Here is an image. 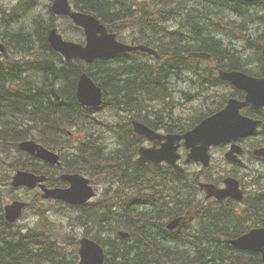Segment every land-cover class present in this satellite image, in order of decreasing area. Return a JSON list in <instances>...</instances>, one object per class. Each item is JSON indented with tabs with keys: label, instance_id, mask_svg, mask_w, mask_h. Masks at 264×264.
<instances>
[{
	"label": "trees",
	"instance_id": "16d2710c",
	"mask_svg": "<svg viewBox=\"0 0 264 264\" xmlns=\"http://www.w3.org/2000/svg\"><path fill=\"white\" fill-rule=\"evenodd\" d=\"M208 1L207 5L192 4L190 5V10L195 12L202 10V6L214 8L217 5L215 0ZM152 2L154 4L157 2L158 4L162 3L161 0H153ZM222 2L227 4L231 9L236 10L240 15L253 14L252 12L250 13L249 9H254L255 14V12L261 9L260 5L264 7V0L256 3L255 8L235 0H222ZM36 3L39 2L36 0H20L9 13L1 10L0 14H3L2 19L10 22L11 19L5 17L6 15L11 16L12 14L10 13H16L12 19L13 21L19 13L29 10L28 13L22 14L24 18L30 20V17L34 13L33 4ZM118 3L119 0L74 1L77 9L94 13L112 31L118 33L125 29L124 26L127 23H131L129 20H131L130 17H133L132 9L139 11V16L143 14L142 17H146L145 15H149L151 10H155L151 9L150 3H138L137 0L129 2L120 9L114 7ZM162 6L164 9L166 8L164 4ZM111 7L113 8L110 9ZM17 9L19 13H17ZM111 11L115 12L112 13ZM155 11L153 13L154 21L159 15L165 14L160 9ZM110 13L113 15H110ZM44 16H48L50 20L46 22L42 19ZM57 19L51 13L49 7L44 12L41 9L38 17L34 19L35 28L32 31H21V36L23 37L24 35L25 37L21 39V44L17 49L21 51L20 54L14 58L8 43L0 36L7 49V52L0 56V161H3V164L13 165L14 167H19V164H22L21 166L37 170L38 172L50 170L55 173L61 171L87 172L90 168H95L109 177H117V168L123 165L130 166L131 172L134 171L135 175H132L131 180L127 184L128 187L134 184L146 186L151 183L150 178L154 174L158 180V184L161 183V180H164L166 185V182L170 180L181 181L184 174L177 172L174 174L170 170L156 169L155 172L146 170L141 172L135 169L133 158L138 147L137 140L134 143L131 142L126 144L125 147L117 149L112 155L105 154V146L101 142L99 143V141L96 142L98 139L94 134H91L93 124L89 123L91 109L79 104L76 97L78 78L83 71L87 70L93 79L103 88L105 98L114 101L116 104L124 105V109L129 110L130 115H133L132 117L155 127L153 121H155L156 117H161L163 114L157 109V104H153L152 101L169 99V96H171L168 89L170 88L168 85L170 81L169 77L177 74L186 65L197 68L187 58V53L195 50L197 47L198 50L215 54L218 56L220 62L223 58H230L235 61L237 59L236 56L227 54V50L222 48V43H220L222 41L219 38L217 41L212 38H198V40L186 42L185 44L177 41L159 40V44L154 45V47L155 49L159 48L160 58L154 62L151 61V58L145 56L146 54L143 56L141 52L136 51L118 54L112 58L96 60L92 65H86L83 61L79 60L66 62L48 43L49 31L56 26ZM73 27L75 28L74 25ZM62 33L69 39H81V35H77L75 31L67 33L62 28ZM36 42H41L40 45L42 47L38 51L31 53L27 45H33ZM131 42L135 43V41ZM259 42L264 44V36ZM262 44L258 48H262ZM145 45L151 46V43L148 44L147 41ZM137 55L148 59L144 62L150 65L138 64L136 67L131 66L130 64L137 60L135 57ZM260 58L263 59L261 56ZM227 67L243 69L237 63L227 64ZM22 71L34 72L35 75L43 74L41 81L43 80L44 84L41 86L35 80L24 79V72L21 73ZM246 71L260 74V72L264 73V68L260 69V72H254L256 70ZM56 79L61 82L59 89L57 88V93L61 97L60 101H55V97L51 91V88H56L54 85ZM237 98L243 99L244 96L240 93ZM97 111H100V109L94 111V113ZM77 124H82L86 128L89 133L88 139L76 147L73 158L66 159L63 156L62 167L60 169H54L41 163L38 165L29 164L27 163V158L23 160V154L25 153L20 148V142L32 137L45 145L61 148L63 145L67 146L66 144L69 143L65 132L66 128H72V126ZM126 125L130 127L128 122ZM130 128L127 131H130L131 135ZM101 148L102 152L99 151ZM258 177H255L256 181L260 180ZM51 182L56 185H63V181L59 178H52ZM258 184L253 192L246 197L248 207L242 217L239 215L238 218L233 219V215L227 213L225 206H221V204L210 203L215 208L201 209L194 201L186 200L180 202V208L176 207L172 209V212L169 209L164 208V210L161 208L160 211L155 212L151 216L158 224H163L161 219L162 213L169 220L178 216H184L181 225L176 230H167V228L161 226L151 229L148 228L151 221L147 218L151 214H147L148 212L134 214V210L138 211L137 205L151 204V200L141 197L143 199L139 198L138 201H129V199L122 201L126 215L128 217H135L136 219L133 225L129 222L128 226L136 230L128 229L131 231L132 236L127 240H119V244L116 245L117 248L115 246L114 248L111 247L108 243L110 236L102 237L100 234H92L94 227H85V234L91 235L93 239L99 241L107 248L105 264H263L260 255L234 249L225 243V239L236 237L253 226H264V182L260 183L259 181ZM153 195L154 199L158 201L159 199L156 197L160 196V193L159 195L150 194L148 196L153 197ZM3 199V193L0 190V229H2L3 233H6L5 235L0 233V243L2 244L0 246V264H44V262L48 264V261L53 262L56 256L63 254L54 245L55 243H53L51 238H42L43 235L41 234H23L20 230L12 229L4 220ZM154 199L153 201H155ZM92 207L81 209L79 215L88 217L91 214ZM188 218L199 221V225L201 226V231H199L201 235L199 237L200 239H204L201 244L203 247L193 244L194 249L199 250L194 255L191 252L193 249H187L183 251V255H180L177 251H172L178 249H172L161 244L156 237H153L152 231L162 241L181 244L180 239L183 237L181 233ZM239 221H241L240 226L238 225ZM110 222L120 223L119 217L114 213L112 217L106 218L103 222L96 221V227ZM136 232L138 236L136 244L128 246V244H131L130 241L134 238V233ZM207 242L210 243V246L205 247L204 245ZM218 245H220V249L216 250ZM64 258H67V256L64 255ZM73 259H77L76 252L73 253ZM54 264H59V262H54ZM71 264H75V260Z\"/></svg>",
	"mask_w": 264,
	"mask_h": 264
},
{
	"label": "rangeland",
	"instance_id": "374dc122",
	"mask_svg": "<svg viewBox=\"0 0 264 264\" xmlns=\"http://www.w3.org/2000/svg\"><path fill=\"white\" fill-rule=\"evenodd\" d=\"M18 1L19 0H0V12L1 10H5L6 12L9 13L11 9L13 8V6H15ZM36 1L37 2L39 1V3L33 4L34 13L30 17V20H27L26 18H24L22 14V13H28L29 10L28 11L24 10L21 13H19V10L17 9V13H19L20 15L18 14L17 18L14 21H10L9 22L10 24L6 20L2 19L3 14L2 13L0 14V25H1L0 26V36L4 38L6 42L8 43L10 51L12 50L11 52L13 54V58L17 56L18 54H20L21 52L17 50L21 44V39L25 37L24 35L23 37L20 36L21 31L22 30L32 31L35 28L34 19L38 17V14L40 13L41 9L43 10V12L47 11L48 5L52 2V0H36ZM131 1L133 0H119V3L116 4L114 7H118L117 9H120ZM161 1L162 3L158 4L157 2L156 4L151 5L152 6L151 9L163 10L165 14L159 15L158 18L154 21L153 13L156 12L155 10H151V13L149 15H145L146 17H142L143 14L139 16V11L132 9L131 11H132L133 17H130L131 20H129L131 23H127L124 26L125 29H123L120 32V35L124 36V34L128 33V34H131L130 38H138L140 40V44H146L148 40V43H151V45L159 44L158 42L159 40L177 41V42H180L181 44L182 43L185 44L186 42H191V41L193 42L194 40H198V38H212L214 40H218L219 38L222 41L221 46L222 48L227 50V54L235 55L237 58L235 59V61L232 59L230 60L229 58L228 59L223 58L220 62L221 64L237 63L239 65L241 64L240 67L246 70L248 69L249 70H260L264 68V57L262 54V48H258L256 46V44L264 36V11H263L264 8L263 6L260 5L261 9H259L257 13L255 12V14L253 13L250 15L248 14L240 15L236 10H233L230 7L228 8V5L227 4L225 5V3L222 2V0H215L217 5L214 8H211L210 6H202L201 7L202 10L195 11V12L190 10V5L196 4V3L200 5H207L208 4L207 2L209 1L208 0H203V1L202 0H161ZM139 2L141 1L139 0ZM162 4H164V6L166 7L165 9L162 6ZM112 8L113 7H111L110 9ZM111 12L114 13L115 11H111ZM10 14L12 15L11 16L6 15L5 17L12 20L13 17H15L14 15L16 13H10ZM110 15H113V14L110 13ZM42 19H44L46 22L50 20L48 16H44L42 17ZM233 21H235L236 23L235 24L232 23ZM16 22L17 23L19 22L18 25ZM59 24H62L61 27H63L67 33L75 31L74 27L71 25L69 21L60 20ZM9 28L11 30H9ZM14 31H15V34H14ZM0 42L3 43L4 41L0 39ZM40 47L42 46L38 42H36L34 45L32 44L27 45V48L31 53L38 51ZM222 55L224 54L222 53ZM260 56L263 59H261ZM135 57L137 60L134 61L132 64H130L131 66L136 67V65L138 64L150 65L149 63L144 62L148 59L141 58L140 55H137ZM148 57L151 58L150 56ZM191 68L192 67H189L188 65H186L182 70H179V74L177 73L169 77L170 81L168 85L170 86V88L168 89L170 90L169 92L171 93V96H169V99L152 101L153 104H157V109L160 110V112L163 111L162 113L163 115L161 117L164 116L163 117L164 119H167L168 116H171V117L175 116L176 118V116H179V115L182 118H184V120L191 119L197 116L198 114H200L202 111H206L208 108H213L217 106L219 103L223 101L227 93L230 91L229 87L223 86V85L217 87L216 84L212 82H209L207 84L206 89H200V87L198 86V81L200 83L201 77L199 78L198 74H196L195 72L198 71L200 73H203V71L199 69L196 70L197 68L196 69L195 68L191 69ZM188 69L189 70L191 69L192 71L189 72ZM23 72L24 71H22L21 73ZM23 77L24 79H27L30 81L35 80L41 86L44 84V81L43 80L41 81V79H43V74L35 75L34 72H31V73L25 72L23 74ZM60 84L61 82L56 79L54 83L56 88L59 89ZM109 93L111 94V92ZM98 113L104 118L100 119L99 117L94 116L97 122L95 124L94 123L92 124L91 134H94L96 138L98 139L96 140V142L102 141L106 147H108L109 145L110 149L113 148L111 152L109 151V154L111 153L113 154L117 149H119L118 147H116L117 137L118 139H121L123 141L122 143H126V142L130 143L131 141H135L134 138L130 135V131L129 133L127 131L130 127L126 125V123L129 122L130 116L125 115V113H128V112H125V113L123 112L122 118L117 115V112L111 113L109 110L107 111V109H102L101 111H97L96 114ZM112 114L114 116L116 114L117 118L118 117L119 118L116 119ZM161 121H163L162 125H168V123H165L167 121H164V120H161ZM161 121L159 122L161 123ZM169 124H170V121H169ZM136 140H139V139L136 138ZM224 153H225L224 148H217L213 152L214 167L216 165L218 167L220 166L221 167L220 171L222 169L223 171L232 169L230 165H228L227 163H224L223 161ZM64 157L66 159H69V157L73 158L74 156L72 152L70 153V151H67L66 154L64 153ZM23 160H26V158L23 157ZM2 162L3 161H0V179H1L0 180V190L3 193V196L6 193H8L6 194V200L7 202H10L12 200L10 191L13 189V187L10 185H7L5 180L11 176L15 167L13 165L3 164ZM249 164L251 165V168L253 170H256V169H259L261 171L264 170V162H261V161L255 162L253 160L252 162H249ZM201 169L202 168L200 166L191 165L189 167V170H192L191 178L192 177L195 178L196 174L200 176L199 170ZM95 172H97V174ZM86 173L88 174L92 173V175L95 176L96 181H97L95 183L97 185L98 196L95 199H93V201L98 200L100 197L105 198V200H103L104 203L93 205L91 214L88 216V218L76 214L78 209L81 208L82 206H75L74 208L70 210L69 208L64 207L61 203H59L58 200L46 199L42 197V190L35 189V190L29 191L27 202L30 203V206L27 208L25 215L19 221V223H21L20 230L27 231L28 226H32V225L39 224V223H45L47 228L49 229L55 228L57 232L59 233L58 236L70 233L71 234L70 240H68L66 243L61 244L59 247L60 251L69 252L76 247L77 239L83 236L92 238L91 235L84 234L85 232L84 227L85 226L89 228L94 227L92 234L93 233L95 235L100 234L102 237L110 236L108 238L109 239L108 243L111 245V247L114 248L115 246L117 248L116 245L119 244V240H122V239L117 237L115 235V232L119 230H125L128 232H131L128 229L130 230L135 229L133 227L128 226L129 222H131L133 225L136 219L135 217H131V216L128 217L126 213L124 214L125 209L121 205L123 200L129 199V201H135V200H138L139 198L140 199L147 198L146 200H151L150 201L151 204L147 206L146 208H144L143 205L142 206L137 205L138 211L134 213L135 215L143 213V212H148L147 214H151L147 216V218L151 221V223L148 225V228H151V229H154L158 226L166 228L167 223L171 220V219L169 220L168 217H164L162 213L161 219H162L163 224H158L153 219V217H151L152 214L159 211L161 208L163 209L165 208L167 210L169 209L172 212L173 211L172 209L176 207L180 208V205H181L179 204L180 202L186 201V200L194 201L196 204H198V206H200L201 209H209L211 207L215 208V206L210 205V203H217V205L221 204V206L222 205L225 206L227 213L233 215V219L238 218L239 215L240 217H242L244 215V211H246V208L248 207L246 201L232 202V201H217L216 199H213V198L206 199V194L204 193L202 194L201 189L199 187L200 178L199 177L195 178L194 185L193 183H189L186 185V182L188 183L187 181L188 177L185 174L181 178V181L170 180L166 182L167 185L163 182L164 180H161V183L158 184V180L153 176L150 178L151 183L147 184L146 186L140 185V184H134L128 187L127 184L131 180L132 175L134 174V171L131 172L130 166L123 165L117 168L116 170L117 177H109L105 173L101 174L102 172L99 169H95V168H90ZM121 178H122V181H121ZM104 179L106 183L103 182ZM116 181H119V182H116ZM62 184H63L62 187L68 186L66 182H63ZM110 185L112 186L110 187ZM159 193H160V196L159 197L157 196V199L159 198L157 202L153 198L154 196L153 197L148 196L150 194L159 195ZM152 199H154L155 201H153ZM173 200H175L174 201L175 203L173 202ZM114 213L119 217L120 223H115V222L106 223L103 225H99L97 229L96 221L103 222L106 218L112 217ZM83 221L85 224H82ZM240 222L241 221H239V224H238L239 226H240ZM185 223L186 224L184 225V230L181 233L183 235V237H181L180 239L181 244H175L174 242H171V241H170L171 243L162 241L158 238V235H156L152 231V234L154 235L153 237H156L158 242L161 244L171 247L172 249H178V250H172V251H177V253H180V255H183V251H186L187 249H193L191 252L194 255L196 251L198 252L199 250L194 249L193 244H197L198 246L203 247V245L201 244L204 241V239H200L199 237V235H201V233L199 232L201 231V226L199 225V221L197 219L194 220V219L188 218L187 221H185ZM137 237L138 236L136 232L134 233V238L130 241L131 244H128V246L135 245ZM204 246L205 247L210 246V243L207 242ZM217 249H220V245L217 246L216 250ZM44 264H47V262H44Z\"/></svg>",
	"mask_w": 264,
	"mask_h": 264
},
{
	"label": "water",
	"instance_id": "95a60500",
	"mask_svg": "<svg viewBox=\"0 0 264 264\" xmlns=\"http://www.w3.org/2000/svg\"><path fill=\"white\" fill-rule=\"evenodd\" d=\"M53 11L57 14L71 16L78 25L85 28L87 34V44L84 46L82 44L65 41L56 29L50 32L49 42L53 48L62 53L67 60L81 58L88 62H92L98 57H104L115 52L142 48L118 43L115 35L109 34L105 26L94 16L73 12L68 0H55ZM0 49H3V45H0ZM198 56L204 57V54H199ZM222 77L233 81L239 87L245 89L247 91V101L240 103L237 100H230L226 109L207 119L195 130L189 132L185 136L187 139L186 146L192 147L193 149V153L190 157L193 160H202L206 164L209 160L208 151L211 144L224 142L240 135L250 134L256 129L258 122L242 117L239 113L240 107L247 104H251L254 107L264 105V79L245 78L242 73H227L223 74ZM78 97L84 104L99 105L101 103V89L96 87L86 74H83L78 86ZM134 127L141 137L156 141L161 139L159 135L140 123L135 122ZM168 139L169 144L164 151L141 148V159L139 162H154L156 165H160L162 160L167 159L175 163L178 156L176 155V147L173 146V143L179 138L169 136ZM23 147L28 152L32 154L36 153L39 157L49 162H58V157L56 155L47 151L44 147H40L34 141L24 143ZM234 151H238V148H234ZM256 154L264 155V149L257 150ZM228 157L231 158L230 155H228ZM66 178L69 179L72 184L69 189L47 190V195L64 199L74 204L86 202L94 196L95 193L88 185V180L77 175H69L66 176ZM42 179L43 178L36 177L31 173L20 172L15 177L13 184L15 186H34ZM226 182L228 184V191L225 195H231L241 200L243 198V193L238 189V182L234 179L226 180ZM211 192L214 193L213 190L209 189V193ZM215 195L219 197L223 196V194L217 192ZM24 206L25 204L21 202H14L8 205L6 207L7 218L11 221L15 220L21 214V210ZM177 223L178 220L174 221L170 224V227L173 228ZM231 242L236 246L261 252L264 255V229H254L249 234ZM79 252L82 259L80 264L104 263V250L94 241L87 238L82 239Z\"/></svg>",
	"mask_w": 264,
	"mask_h": 264
},
{
	"label": "bare ground",
	"instance_id": "6f19581e",
	"mask_svg": "<svg viewBox=\"0 0 264 264\" xmlns=\"http://www.w3.org/2000/svg\"><path fill=\"white\" fill-rule=\"evenodd\" d=\"M203 1V0H202ZM243 4V3H242ZM226 5V4H225ZM251 7V6H250ZM229 8V7H228ZM264 8V7H263ZM218 9H220V8H218ZM217 11V10H216ZM257 13V12H256ZM261 13H263V12H261ZM14 15V14H13ZM20 15V14H19ZM24 16V15H23ZM19 19V18H18ZM50 19V18H49ZM2 20V19H1ZM12 21V20H11ZM14 21V20H13ZM3 22H5V21H3ZM9 23V22H8ZM17 23V22H16ZM19 23V22H18ZM18 23H17V25H18ZM10 24V23H9ZM14 24V23H13ZM33 24V23H32ZM23 25V24H22ZM205 25V24H204ZM1 26V25H0ZM9 26V25H8ZM15 26V25H14ZM29 26V25H28ZM21 27V26H20ZM27 27V26H26ZM25 27V28H26ZM4 28V27H3ZM12 28V27H11ZM29 28V27H28ZM200 28V27H199ZM206 28V27H205ZM208 28V27H207ZM15 29V28H14ZM20 29V28H19ZM5 30V29H4ZM7 30V29H6ZM9 30H11L10 28H9ZM18 30V29H17ZM16 30V31H17ZM30 30V29H29ZM2 31V30H1ZM7 32V31H6ZM213 32V31H212ZM10 33V32H9ZM211 33V32H210ZM263 33V32H262ZM13 34V33H12ZM14 34H15V31H14ZM206 35V34H205ZM21 36V35H20ZM145 37V36H144ZM206 37H208V36H206ZM141 38V37H140ZM34 40V39H33ZM142 40V39H141ZM192 40V39H191ZM148 41V40H147ZM217 41V40H216ZM249 41V40H248ZM186 42V41H185ZM250 42H252V41H250ZM41 43V42H40ZM49 43V42H48ZM195 43H197V42H195ZM206 43V42H205ZM221 43V42H220ZM149 44V43H148ZM198 44V43H197ZM254 44V43H253ZM34 45V44H33ZM142 46H144V47H148V45H145V44H141ZM200 45V44H199ZM202 45V44H201ZM159 47V46H158ZM180 47H182V46H180ZM37 48V47H36ZM41 48V47H40ZM200 48V47H199ZM235 48V47H234ZM34 49V48H33ZM180 49V48H179ZM185 49V48H184ZM196 49H198L197 47H196ZM205 49V48H204ZM218 49V48H217ZM221 49V48H220ZM158 50H159V48H158ZM206 50V49H205ZM12 51V50H11ZM17 51V50H16ZM33 51V50H32ZM221 51V50H220ZM19 52V51H18ZM141 52H143V51H141ZM222 52V51H221ZM185 54V53H184ZM215 55V54H214ZM218 57V56H217ZM239 57V56H238ZM263 57H264V54H263ZM234 58V57H233ZM254 58H255V56H254ZM228 59V58H227ZM230 59V58H229ZM231 60V59H230ZM187 61V60H186ZM246 61V60H245ZM247 61H249V60H247ZM241 62V61H240ZM226 63V62H225ZM230 63V62H229ZM228 64V63H227ZM239 65V64H238ZM241 65V64H240ZM248 66H249V64H248ZM244 67V66H243ZM235 68V67H234ZM240 68V67H239ZM195 69H196V67H195ZM189 70V69H188ZM249 70V69H248ZM26 72V71H25ZM24 72V73H25ZM189 73V72H188ZM178 74H179V72H178ZM178 76V75H177ZM188 77V76H187ZM175 78V77H174ZM176 80V79H175ZM183 81V80H182ZM187 82H189V81H187ZM177 83V82H176ZM198 83H199V81H198ZM197 86V85H196ZM51 91H52V94L54 95V97H55V101H60L61 100V97H60V95L57 93V91H55V87H53V88H51ZM246 98V96H244V98L243 99H240V98H238V100H240V101H242V100H244ZM204 102V101H203ZM165 107V106H164ZM106 109V108H105ZM162 110V109H161ZM100 111H101V109H100ZM107 111H108V109H107ZM165 112V111H164ZM114 113V112H113ZM161 113H163V111L161 112ZM168 113V112H167ZM99 114V113H98ZM134 114V113H133ZM103 115V114H102ZM107 116H108V114H107ZM115 116H116V114H115ZM139 116V115H138ZM164 117V116H163ZM162 117V118H163ZM118 119V118H117ZM114 122V121H113ZM163 121H161V123H162ZM123 123V122H122ZM165 123H167V122H165ZM119 124V123H118ZM114 126V125H113ZM154 126V125H153ZM122 127V126H121ZM127 128V127H126ZM128 129V128H127ZM113 130V129H112ZM120 130V129H119ZM97 131V130H96ZM115 131H117V130H115ZM114 132V131H113ZM112 132V133H113ZM102 133V132H101ZM129 133V132H128ZM127 133V134H128ZM117 134V133H116ZM126 134V135H127ZM113 136V135H112ZM118 136V135H117ZM119 136H120V134H119ZM111 137V136H110ZM129 137V136H128ZM105 138V137H104ZM118 138V137H117ZM122 138H124V137H122ZM108 139H109V137H108ZM33 140V138H31V139H26V140H23L22 142H20V148L22 149V151L24 152V153H26L27 152V150H25L24 149V147H23V144L24 143H27V142H31ZM119 140H121V139H119ZM100 143V142H99ZM102 144V143H101ZM100 144V145H101ZM115 147V146H114ZM85 149V148H84ZM112 150H110V152H111ZM102 152V151H101ZM119 152V151H118ZM71 153V152H70ZM65 154H66V152H65ZM112 154V153H111ZM66 157V156H65ZM70 158V157H69ZM106 158V157H105ZM97 171V170H96ZM76 172H69V175H74ZM96 174H97V172H95ZM92 174V173H91ZM101 174H103V173H101ZM130 175V174H129ZM98 176V175H97ZM95 177V176H94ZM118 179V178H117ZM108 180V179H107ZM129 180V179H128ZM63 182H66L67 184H68V186H69V184L71 183L70 181H69V179H67V178H65V179H63L62 180ZM121 181H122V178H121ZM116 182H119V181H116ZM124 182V181H123ZM127 182V181H126ZM164 182V181H163ZM102 183V182H101ZM108 183V182H107ZM124 184H126V183H124ZM185 184V183H184ZM114 185V184H113ZM116 185V184H115ZM120 185H122V184H120ZM137 186V185H136ZM67 187V186H66ZM116 187V186H115ZM118 187V186H117ZM170 187V186H169ZM176 187V186H175ZM183 187V186H182ZM199 187H200V183H199ZM133 188V187H132ZM139 188V187H138ZM147 188V187H146ZM156 188V187H155ZM35 189H41L42 190V197H44V198H46V199H55V200H57L55 197H50V196H48L47 195V190H54V189H56V187H54V186H50L49 184H47V185H41V186H38V187H35L33 190H35ZM116 189H118V188H116ZM130 189V188H129ZM154 189V188H153ZM164 189V188H163ZM173 189V188H172ZM155 190V189H154ZM188 190V189H187ZM176 191V190H175ZM181 191V190H180ZM104 192V191H103ZM129 192V191H128ZM194 192V191H193ZM114 193V192H113ZM132 193V192H131ZM182 194V193H181ZM203 194V193H202ZM107 195V194H106ZM113 195V194H112ZM124 195V194H123ZM154 196V195H153ZM181 196V195H180ZM201 196V195H200ZM203 196V195H202ZM139 197V196H138ZM159 197V196H158ZM163 197V196H162ZM170 197V196H169ZM184 197V196H183ZM137 198V197H136ZM154 198V197H153ZM157 198V197H156ZM210 198H212V197H210V196H208V195H206V199H210ZM31 199H33V198H31ZM108 199V198H107ZM149 199V198H148ZM159 199V198H158ZM161 199V198H160ZM213 199H216V198H213ZM139 200V199H138ZM137 200V201H138ZM153 200V199H152ZM166 200V199H165ZM217 201H224V200H218V199H216ZM34 201V200H33ZM126 201V200H125ZM124 201V202H125ZM141 201V200H140ZM175 200H173V202H174ZM191 201V200H190ZM129 202V201H128ZM157 202V201H156ZM207 202V201H206ZM104 203V202H103ZM169 203V202H168ZM175 203V202H174ZM179 203V202H178ZM27 204H28V207L30 206V203H28L27 202ZM46 204V203H45ZM130 204V203H129ZM128 204V205H129ZM137 204V203H136ZM162 204V203H161ZM183 204V203H182ZM207 204V203H206ZM84 205V203H80V204H78V205H76V206H83ZM122 205V204H121ZM173 205V204H172ZM101 206V205H100ZM116 206V205H115ZM131 206V205H130ZM142 206V205H141ZM153 206V205H152ZM157 206V205H156ZM170 206V205H169ZM175 206V205H174ZM188 206V205H187ZM103 207V206H102ZM106 207H107V205H106ZM113 207V206H112ZM117 207V206H116ZM42 208V207H41ZM97 208V207H96ZM157 208V207H156ZM205 208V207H204ZM95 209V208H94ZM150 209V208H149ZM51 210V209H50ZM58 210V209H57ZM132 210V209H131ZM138 210V209H137ZM154 210V209H153ZM176 210V209H175ZM53 211V210H52ZM60 211V210H59ZM117 211V210H116ZM135 211V210H134ZM160 211V210H159ZM178 211V210H177ZM205 211V210H204ZM96 212H97V210H96ZM99 212V211H98ZM125 212V211H124ZM206 212V211H205ZM56 213H58V212H56ZM126 213V212H125ZM134 213H136V211L134 212ZM176 213V212H175ZM209 213V212H208ZM61 214V213H60ZM193 214V213H192ZM53 215H55V214H53ZM177 215V214H176ZM223 215V214H222ZM50 216V215H49ZM88 218V217H87ZM91 218V217H90ZM183 219H184V216H178V217H175V218H172L168 223H167V225H166V228L168 227V226H170V224L171 223H173L174 221H176V220H178V221H180V223H182V221H183ZM211 219V218H210ZM83 220V219H82ZM239 220V219H238ZM76 221V220H75ZM72 222V221H71ZM79 222V221H78ZM81 222V221H80ZM77 223V222H76ZM82 224H85L84 223V221H83V223ZM186 224V223H185ZM188 224V223H187ZM191 224V223H190ZM84 226V225H83ZM92 226H93V224H92ZM233 226V225H232ZM72 227V226H71ZM75 227V226H74ZM86 227V226H85ZM108 227V226H107ZM190 227V226H189ZM192 227V226H191ZM187 228V227H186ZM194 228V227H193ZM236 228V227H235ZM258 228H262V229H264V226L263 225H258ZM74 229V228H73ZM97 229H98V227H97ZM102 230V229H101ZM77 231V230H76ZM120 232H123V233H127V234H129V236L131 237V233L130 232H128V231H125V230H119ZM186 231V230H185ZM112 232V231H111ZM115 232V231H114ZM189 232V231H188ZM77 233V232H76ZM85 234V233H84ZM94 234V233H93ZM102 234H104V233H102ZM71 235V234H70ZM110 235V234H109ZM83 236V235H82ZM117 237H119L120 239H122V240H126V239H124V238H122V237H120V236H117ZM87 238H89V239H92V240H94V241H97V240H95V239H93V238H90V237H87ZM76 239V238H75ZM72 247V246H71ZM65 249V248H64Z\"/></svg>",
	"mask_w": 264,
	"mask_h": 264
},
{
	"label": "flooded vegetation",
	"instance_id": "af4514ba",
	"mask_svg": "<svg viewBox=\"0 0 264 264\" xmlns=\"http://www.w3.org/2000/svg\"><path fill=\"white\" fill-rule=\"evenodd\" d=\"M224 201H227V200H224ZM228 201H230V200H228Z\"/></svg>",
	"mask_w": 264,
	"mask_h": 264
}]
</instances>
